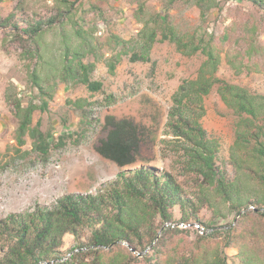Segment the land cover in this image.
Listing matches in <instances>:
<instances>
[{"label":"trees","instance_id":"trees-1","mask_svg":"<svg viewBox=\"0 0 264 264\" xmlns=\"http://www.w3.org/2000/svg\"><path fill=\"white\" fill-rule=\"evenodd\" d=\"M161 1L160 12H153L145 2L138 1L136 19L140 31L129 40L111 35L104 45L111 54L108 58L94 33L75 20L74 4L68 0H60L50 18L35 20L25 13L16 19L14 15L3 17L0 12V29L14 30L24 50L21 56L30 60L29 81L39 91L41 103L30 101L25 105L19 94L10 89L6 100L17 119L18 144L26 145L28 137L32 150L47 157L51 136L41 130L39 122L34 125V115L49 109L59 84H80L91 93L100 92L103 84L93 80L97 63L105 61L111 72H115L123 57L147 63L157 43L173 44L186 57L202 55L204 60L196 77L184 80L174 93L167 125L178 141L171 142L181 143L172 145L178 147L176 152H183V171L200 180L197 201L186 195V188L172 173L144 166L128 169L96 195L69 194L53 209L38 208L27 215L11 214L1 220L0 264H134L140 257L138 253L145 259L144 251L154 242L161 250L155 264H229L231 260L234 264H264V94L229 83L218 74L225 56L236 75H264V42L260 40L264 0H245L261 16L236 18L220 35L207 27L208 16L220 8V0ZM191 8L199 10L200 22L193 27L184 26L178 20ZM57 25L62 45L59 62L48 60L46 41ZM22 33L29 36L28 40ZM90 56L94 62H86ZM214 90L237 118L229 156L232 175L219 171L220 143L209 138L202 124L205 99ZM70 103L84 110L88 100ZM105 129L107 134L96 149L98 154L119 168L135 166L144 137L142 128L131 119L108 115ZM198 203L207 204L216 217L238 216L243 210L245 213L235 227H211L206 223L215 241L209 244V235H202L192 256L179 257L174 239L179 229L166 224L173 222L176 208L183 211L184 223L192 219L201 222ZM158 219L163 236L156 241ZM67 235L74 237L78 247L71 249L77 251L69 260L63 261ZM227 248L237 250V255L228 256Z\"/></svg>","mask_w":264,"mask_h":264},{"label":"rangeland","instance_id":"rangeland-1","mask_svg":"<svg viewBox=\"0 0 264 264\" xmlns=\"http://www.w3.org/2000/svg\"><path fill=\"white\" fill-rule=\"evenodd\" d=\"M68 1L74 4L75 20L92 31L95 41L104 48L105 58L111 55L104 46L111 35L129 40L140 31L136 19L138 1L145 2L153 12H160L163 7L161 0ZM59 5L60 0H2L0 12L3 17L14 15L16 19H21L26 13L37 20L52 17ZM257 12L245 0H220V8L208 16L207 27L210 32L220 35L236 18L243 16L247 19ZM178 21L188 27L197 25L200 22L199 10L189 9ZM59 30L57 25L46 37L49 61H60L62 45ZM22 35L28 40L29 36ZM260 40L264 42V31L260 34ZM23 51L13 29H0V222L11 214L27 215L38 208L53 209L69 194L96 195L107 184L116 181L121 172L142 166L160 173H172L186 188V195L197 201L196 197L200 193L197 181L200 180L183 171V152H176L178 147L173 146L181 143L171 142L176 139L170 134L167 125L173 106L172 97L184 80L196 77L204 60L202 55L186 57L173 44L157 43L150 62H132L129 57H123L115 72L109 70L105 61L97 63L93 80L103 84L100 92L91 93L80 84H59L49 109L34 115V125L39 122L41 130L51 136L50 154L43 157L32 150L30 138H26V145L18 144L17 119L6 100L10 89L12 93L19 94L25 105L30 101L41 103L39 91L29 81L27 64L30 60L21 56ZM94 61L92 56L86 59V62ZM218 74L229 83L245 87L256 94H264L263 74L236 75L228 66L225 56ZM78 99L88 100L84 110H78L70 103ZM205 108L203 127L209 138L220 143L217 167L219 171L232 175L229 156L235 140L237 118L216 90L205 99ZM108 115L131 119L142 128L144 137L140 158L135 166L119 168L98 154L96 149L107 134L105 119ZM165 140L170 143L163 142ZM198 208L201 222L192 219L184 223L183 211L176 208L173 222L166 224V227L179 229L174 235L176 255L179 257L192 256L195 243L202 235H209V244L215 241L206 223L211 227H235L239 219L235 215L216 217L207 204L198 203ZM159 224L158 219L156 226L159 238L156 241L163 236ZM86 232L89 233L88 230ZM77 247L73 236H65L63 261L69 260L77 251L71 252V249ZM158 250L154 242L144 251L145 259L138 257L134 264H155L161 251ZM225 253L235 257L238 251L227 248ZM229 264H234V260L229 261Z\"/></svg>","mask_w":264,"mask_h":264},{"label":"water","instance_id":"water-1","mask_svg":"<svg viewBox=\"0 0 264 264\" xmlns=\"http://www.w3.org/2000/svg\"><path fill=\"white\" fill-rule=\"evenodd\" d=\"M243 213H245V210H243L238 216H237V218H239ZM237 220V219H236ZM159 238V237H158ZM130 250L134 253V254H136L137 252H136V250H134V249H132V248H130ZM138 256H142V254L141 253H138L137 254Z\"/></svg>","mask_w":264,"mask_h":264}]
</instances>
